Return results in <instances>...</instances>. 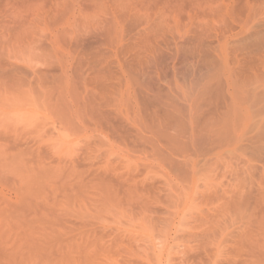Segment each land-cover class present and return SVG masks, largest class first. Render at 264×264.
<instances>
[{
    "label": "rangeland",
    "instance_id": "obj_1",
    "mask_svg": "<svg viewBox=\"0 0 264 264\" xmlns=\"http://www.w3.org/2000/svg\"><path fill=\"white\" fill-rule=\"evenodd\" d=\"M0 264H264V0H0Z\"/></svg>",
    "mask_w": 264,
    "mask_h": 264
}]
</instances>
